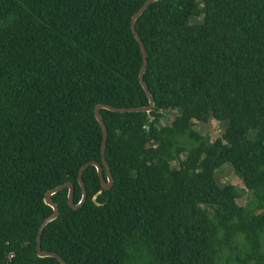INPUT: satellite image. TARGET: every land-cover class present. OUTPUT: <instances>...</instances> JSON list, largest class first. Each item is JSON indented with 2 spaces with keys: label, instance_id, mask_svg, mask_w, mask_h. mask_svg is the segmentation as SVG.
I'll return each mask as SVG.
<instances>
[{
  "label": "trees",
  "instance_id": "trees-1",
  "mask_svg": "<svg viewBox=\"0 0 264 264\" xmlns=\"http://www.w3.org/2000/svg\"><path fill=\"white\" fill-rule=\"evenodd\" d=\"M146 1L0 0V264H58L35 254L44 194L69 183L76 205L78 170L101 166L96 106L147 105L129 29ZM134 31L153 108L99 110L111 187L88 167L80 208L52 195L41 251L64 264H264V0H156ZM209 121L213 140L194 130ZM224 165L243 190L216 184Z\"/></svg>",
  "mask_w": 264,
  "mask_h": 264
},
{
  "label": "water",
  "instance_id": "water-1",
  "mask_svg": "<svg viewBox=\"0 0 264 264\" xmlns=\"http://www.w3.org/2000/svg\"><path fill=\"white\" fill-rule=\"evenodd\" d=\"M123 1H128V0H123ZM156 0H147L130 18V22H129V29H130V33L133 37V39L135 40L139 51H140V55H141V67L138 73V84L140 86V88L142 89L146 99H147V105L145 107H141V108H129V109H115V108H111L108 106H102V105H98L93 109V118L96 121L97 125L100 128L101 131V144H100V161H101V166L98 165L95 162H89L86 163L85 165H83L77 173V185L80 189L81 192V198L80 201L76 204L73 205L72 204V191L73 188L69 183H65L63 185L57 186L56 188H54L51 191H48L47 193L44 194L43 199H42V203L48 207L51 210V214L45 218L41 224L39 225L38 229H37V233H36V239H35V254L36 257L39 259H43V258H51L56 260V262L58 264H64V262L56 255L53 253H46V252H42L40 249V236H41V232L44 229V227L49 224L50 222L54 221L57 217H58V210L56 208V206L51 202L50 197L54 194H56L57 192H59L62 189H66L67 190V195H66V204L67 207L71 210H77L78 208L81 207V205L84 203L85 201V190H84V186L81 182V174L83 173V171L88 168V167H92L94 168L98 181H99V185H100V190L101 191H107L110 189L111 187V179H110V175L108 172V167L105 163L104 160V148H105V141H106V130L104 128V125L102 123V120L99 116V110H105L111 113H115V114H131V113H143V114H148L152 108H153V100L152 97L149 95L147 88L145 86V84L143 83V73L145 71V66H146V56H145V50L144 47L140 41V39L138 38V36L136 35L135 31H134V23L136 21V19L141 16L143 14V12L147 9V7L154 3ZM104 172L105 174V178H103L102 173ZM95 198V196H94ZM94 198H93V202H94Z\"/></svg>",
  "mask_w": 264,
  "mask_h": 264
},
{
  "label": "rangeland",
  "instance_id": "rangeland-1",
  "mask_svg": "<svg viewBox=\"0 0 264 264\" xmlns=\"http://www.w3.org/2000/svg\"><path fill=\"white\" fill-rule=\"evenodd\" d=\"M174 114H167L165 119L160 122V125L163 126L167 124L170 120L173 119ZM194 130L197 131L201 135H207L210 139H214L216 136L220 135V127L213 121H209L206 125H194ZM215 181L218 186H223L225 184H229L238 190H243L242 184L239 180H237L231 169L224 165L221 167L218 172L215 174ZM247 195V194H246ZM236 204L242 206L244 204V197L238 199Z\"/></svg>",
  "mask_w": 264,
  "mask_h": 264
}]
</instances>
